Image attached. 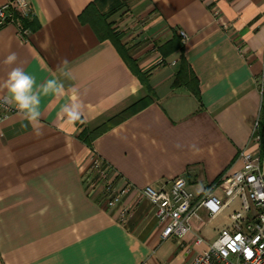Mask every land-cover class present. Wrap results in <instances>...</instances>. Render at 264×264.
Wrapping results in <instances>:
<instances>
[{"label":"crops","instance_id":"0c3cea01","mask_svg":"<svg viewBox=\"0 0 264 264\" xmlns=\"http://www.w3.org/2000/svg\"><path fill=\"white\" fill-rule=\"evenodd\" d=\"M27 2L25 37L14 23L0 26V97L14 103L4 84L22 66L37 85L57 79L66 92L77 88L82 122L62 113L68 95L53 94L41 97L42 135L19 111L0 121V264H189L238 203L214 217L200 207L182 240L163 239L140 190L183 178L196 199L209 191L224 198L213 183L241 168L238 155L253 147L263 105L264 0ZM90 5L121 34L142 76L81 19ZM174 35L183 50L165 55ZM10 52L18 56L11 66L4 63ZM181 57L198 96L174 85ZM146 97L90 144L80 138ZM92 149L110 166V182L130 187L114 207L85 183ZM120 208H129L126 221Z\"/></svg>","mask_w":264,"mask_h":264},{"label":"built area","instance_id":"2783aa9c","mask_svg":"<svg viewBox=\"0 0 264 264\" xmlns=\"http://www.w3.org/2000/svg\"><path fill=\"white\" fill-rule=\"evenodd\" d=\"M28 11L27 0H8L0 6V26L14 23L25 37L28 30L21 18ZM180 35L183 40L186 38L183 31ZM17 111L8 97H0V121ZM253 138V147L244 148L238 155L241 168L223 174L213 187L221 190L224 198L209 191L196 199L187 191L183 178H175L157 189L150 185L141 188V195L154 207L153 215L162 227L163 239L182 240L191 230V219L198 217L200 207L214 217L238 203L227 216V224L220 229L216 239L194 255L189 264H264V157L260 154L258 121ZM110 172V166L92 149L85 183L89 192H99L106 205L114 207L130 187L126 185L117 189L110 182ZM118 214L121 221H126L129 208H120ZM195 242L200 244L203 239L198 237Z\"/></svg>","mask_w":264,"mask_h":264},{"label":"clouds","instance_id":"9594fccd","mask_svg":"<svg viewBox=\"0 0 264 264\" xmlns=\"http://www.w3.org/2000/svg\"><path fill=\"white\" fill-rule=\"evenodd\" d=\"M17 60V53L10 52L6 56L4 63L11 66L16 64ZM66 75H70V73H66ZM4 87L14 101L17 110L32 125L36 135H42L40 126L42 117L40 110L41 97L49 94L57 97L68 95L69 102L62 107V113L70 122H82V103L79 90L71 88L66 92L64 84L57 79H47L37 85L36 79L26 72L22 66H15L8 72Z\"/></svg>","mask_w":264,"mask_h":264},{"label":"trees","instance_id":"16d2710c","mask_svg":"<svg viewBox=\"0 0 264 264\" xmlns=\"http://www.w3.org/2000/svg\"><path fill=\"white\" fill-rule=\"evenodd\" d=\"M81 19L83 21L90 22L91 25L94 27L96 32L101 36V38H108L110 39L113 44L116 46L117 50L123 55L127 63L132 67L133 71L138 75L142 76V72H140L137 69V66L134 62V60L128 55L127 49L121 45V34L117 33L113 28L111 23H106V17L102 15L100 12H98L95 8V6L90 5L88 6L83 14L81 15ZM22 22H25L26 19L22 18ZM180 49L183 50V44L181 42V37L174 35L173 39L167 43L165 50H168V52H165V55L176 50ZM183 84L189 87V89L198 96V87H197V81L193 75V73L190 72L185 60L181 57L179 69L177 71V76L174 81V85ZM150 96V93H149ZM150 102V98L146 97L132 105L127 110L123 111L119 116H117L115 119L111 120L110 122L94 129L93 131H85L81 134L80 138L85 141L86 143L90 144V142L98 137L100 134H102L104 131L109 129L112 125L115 123L121 121L122 119H125L127 116L131 115L135 112L136 108H142L144 105ZM258 133L260 136V154L264 157V97H263V105L261 108V113L258 119ZM221 177V176H220ZM219 177V178H220ZM219 178L213 183L215 185L219 182Z\"/></svg>","mask_w":264,"mask_h":264},{"label":"rangeland","instance_id":"374dc122","mask_svg":"<svg viewBox=\"0 0 264 264\" xmlns=\"http://www.w3.org/2000/svg\"><path fill=\"white\" fill-rule=\"evenodd\" d=\"M221 178V177H220ZM220 178H219V180H220ZM217 184V183H216ZM215 185H213V187H214ZM221 224H222V222H221V218L220 217H218V218H216L215 219V221H214V225L215 226H221Z\"/></svg>","mask_w":264,"mask_h":264},{"label":"snow or ice","instance_id":"6c2138e0","mask_svg":"<svg viewBox=\"0 0 264 264\" xmlns=\"http://www.w3.org/2000/svg\"><path fill=\"white\" fill-rule=\"evenodd\" d=\"M237 239H239V238H237Z\"/></svg>","mask_w":264,"mask_h":264}]
</instances>
